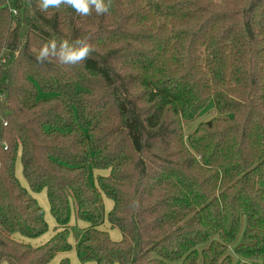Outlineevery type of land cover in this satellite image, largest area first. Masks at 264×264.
Wrapping results in <instances>:
<instances>
[{"label": "trees", "instance_id": "16d2710c", "mask_svg": "<svg viewBox=\"0 0 264 264\" xmlns=\"http://www.w3.org/2000/svg\"><path fill=\"white\" fill-rule=\"evenodd\" d=\"M11 6L0 0V264L73 246L80 264H264V0ZM76 39L86 61L37 62L50 40ZM42 191L54 233L32 246L48 230L30 194Z\"/></svg>", "mask_w": 264, "mask_h": 264}, {"label": "clouds", "instance_id": "9594fccd", "mask_svg": "<svg viewBox=\"0 0 264 264\" xmlns=\"http://www.w3.org/2000/svg\"><path fill=\"white\" fill-rule=\"evenodd\" d=\"M112 0H38L41 11L49 8H60L61 5L70 6L81 16H89L94 10L97 15L109 12ZM93 52L92 45L87 39H76L72 42L62 40L59 45L56 40L44 44L36 56L39 63H44L49 57H54L64 65H76L86 61Z\"/></svg>", "mask_w": 264, "mask_h": 264}, {"label": "rangeland", "instance_id": "374dc122", "mask_svg": "<svg viewBox=\"0 0 264 264\" xmlns=\"http://www.w3.org/2000/svg\"><path fill=\"white\" fill-rule=\"evenodd\" d=\"M6 99H7V97H6ZM216 115H218V114H217L216 110L214 109V107H212L209 110L203 111L201 113V115L198 116L195 120L190 121V122H182L184 136H187L189 133L194 131L196 129V127L200 123L205 122V121L211 119L212 117H214ZM101 174L102 175H107L108 171H106V172L105 171H101ZM96 175L97 174L93 173L92 179L90 180V182L92 184H95V176ZM15 176H16V178L18 180H20L22 182L23 186L26 185L25 179H24V177L22 175L20 157L17 158L16 163H15ZM25 187L27 188V186H25ZM33 194H34V196L37 195V198L36 197L35 198L38 200L39 206L43 209L44 215H46L45 216V220H46V223L48 225L47 232L43 236H41V238L39 237L38 239H43V237L44 238H49L52 235V233H53L55 224H54L53 218L50 215V212H49V209H48V203H47V200H46L45 192L42 191L40 193H33ZM110 206L112 207V201L109 200V199H106L105 197H103V213L104 214L108 212L107 210H109ZM103 228H107V226L105 225V222L101 226V229H103ZM106 230L108 231V233L110 232V238L112 239V241H116L115 240V235H117V238H118L117 241H119L121 239V233L119 232V230L112 229V228H108ZM70 239L72 240V237H70ZM34 240H36V239H34ZM59 256L60 255L56 256L49 264H55V262H56V260L58 259ZM68 256H69V258H71V262L74 263V259L72 257L77 258L76 252L75 251H70L68 253ZM234 259H235V264H239L240 263L239 260H237L236 257H234ZM77 262L79 263V259H77Z\"/></svg>", "mask_w": 264, "mask_h": 264}, {"label": "crops", "instance_id": "0c3cea01", "mask_svg": "<svg viewBox=\"0 0 264 264\" xmlns=\"http://www.w3.org/2000/svg\"><path fill=\"white\" fill-rule=\"evenodd\" d=\"M106 172V171H105ZM100 174H101V172H99ZM20 181V180H19ZM20 183L22 184V182L20 181ZM23 186V185H22ZM25 186H27V184L26 185H24V187ZM26 188V187H25ZM43 192H45V191H43ZM30 194L35 198H37V195H35L34 196V194L32 193V192H30ZM45 195H46V192H45ZM35 198V199H36ZM46 200H47V197H46ZM36 201H37V203H38V200L36 199ZM48 203V202H47ZM39 204V203H38ZM113 205V204H112ZM112 207L110 206V208H109V210L111 209ZM48 209H49V204H48ZM109 210H107V211H109ZM106 211V212H107ZM46 215H44V217H45ZM53 221H54V219H53ZM71 222L74 224V223H76V221L72 218V220H71ZM54 224H55V221H54ZM77 225L78 226H80L81 228H85L87 225L86 224H84V223H81V222H77ZM105 225L107 226V228H103L102 230H105V231H107L106 229H108V228H110V226H109V224L107 223V222H105ZM108 232V231H107ZM53 233H54V230H53ZM53 233H52V235H53ZM52 235L49 237V238H44L43 237V239H36V240H29V241H26V242H29L32 246H39V245H42V244H44L45 242H47L51 237H52ZM109 236H110V232H109ZM41 238V237H40ZM112 240V239H111ZM115 240L117 241L118 240V238H117V235H115ZM71 242L73 243V245H75V243H74V241L73 240H71ZM71 251H75V248H74V246H73V249L71 250ZM76 252V251H75ZM64 256H67L68 258H69V256H68V254H66V255H64V254H61L59 257H58V259L56 260V262H55V264H58L59 263V261L62 259V258H64ZM73 259H74V263H72L71 262V258H69V260H70V263L71 264H80V262L78 263L77 262V259H78V257L77 258H75V257H72ZM5 264V263H4ZM88 264H93V263H88Z\"/></svg>", "mask_w": 264, "mask_h": 264}, {"label": "built area", "instance_id": "2783aa9c", "mask_svg": "<svg viewBox=\"0 0 264 264\" xmlns=\"http://www.w3.org/2000/svg\"><path fill=\"white\" fill-rule=\"evenodd\" d=\"M5 1V5H6V7L8 8V10H9V12L11 13V15L14 17V16H16V14H17V12H16V10L11 6V0H4ZM6 92L5 91H0V106H2L3 105V103L5 102V100H6ZM0 121H1V125L3 126V127H6L7 126V122L4 120V119H2L1 118V116H0ZM7 149V147H6V145H4V150H6Z\"/></svg>", "mask_w": 264, "mask_h": 264}]
</instances>
